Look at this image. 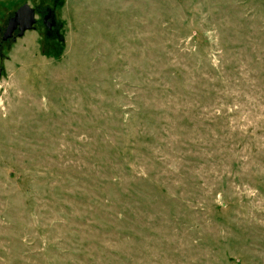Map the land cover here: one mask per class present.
I'll list each match as a JSON object with an SVG mask.
<instances>
[{
    "label": "rangeland",
    "instance_id": "rangeland-1",
    "mask_svg": "<svg viewBox=\"0 0 264 264\" xmlns=\"http://www.w3.org/2000/svg\"><path fill=\"white\" fill-rule=\"evenodd\" d=\"M0 264H264V0H0Z\"/></svg>",
    "mask_w": 264,
    "mask_h": 264
},
{
    "label": "water",
    "instance_id": "water-1",
    "mask_svg": "<svg viewBox=\"0 0 264 264\" xmlns=\"http://www.w3.org/2000/svg\"><path fill=\"white\" fill-rule=\"evenodd\" d=\"M35 21L34 10L28 4L20 6L15 16L8 21L3 39L11 36L14 28L18 25L19 35H22L26 30L30 29Z\"/></svg>",
    "mask_w": 264,
    "mask_h": 264
},
{
    "label": "flooded vegetation",
    "instance_id": "flooded-vegetation-1",
    "mask_svg": "<svg viewBox=\"0 0 264 264\" xmlns=\"http://www.w3.org/2000/svg\"><path fill=\"white\" fill-rule=\"evenodd\" d=\"M7 25H8V23H7ZM7 25H6V27H7ZM6 27H5L4 30H1V28H0V34H1L2 39H3V35H4V33H5V30H6ZM15 31H18V32H19L18 25L14 28L12 34H13ZM12 34H11V35H12ZM8 38H9V37H8ZM8 38H7V39H8ZM3 40H6V39H3Z\"/></svg>",
    "mask_w": 264,
    "mask_h": 264
}]
</instances>
